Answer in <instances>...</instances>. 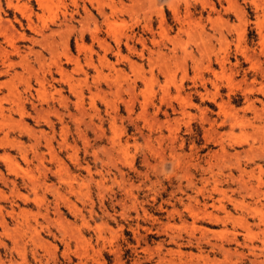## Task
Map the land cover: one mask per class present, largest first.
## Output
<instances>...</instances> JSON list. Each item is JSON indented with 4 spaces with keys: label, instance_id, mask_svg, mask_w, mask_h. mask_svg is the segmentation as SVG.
I'll return each mask as SVG.
<instances>
[{
    "label": "rangeland",
    "instance_id": "rangeland-1",
    "mask_svg": "<svg viewBox=\"0 0 264 264\" xmlns=\"http://www.w3.org/2000/svg\"><path fill=\"white\" fill-rule=\"evenodd\" d=\"M0 264H264V0H0Z\"/></svg>",
    "mask_w": 264,
    "mask_h": 264
},
{
    "label": "bare ground",
    "instance_id": "bare-ground-1",
    "mask_svg": "<svg viewBox=\"0 0 264 264\" xmlns=\"http://www.w3.org/2000/svg\"><path fill=\"white\" fill-rule=\"evenodd\" d=\"M2 22V21H1ZM7 22V21H6ZM9 24V23H8ZM16 31V30H15ZM17 33V32H16ZM13 46H15V45H13ZM13 49H14V47H13ZM14 51H17L16 49L14 50ZM11 61V60H10ZM14 64V63H13ZM11 65V64H10ZM12 68V67H11ZM5 72V71H4ZM7 73V72H6ZM78 94V93H77ZM15 98H17V97H15ZM18 101V100H17ZM16 102V101H15ZM11 104V103H10ZM34 104V103H33ZM7 107H8V105H7ZM18 108V107H17ZM48 109V108H47ZM4 110V109H3ZM21 110H22V108H21ZM25 110V109H24ZM16 111V110H15ZM5 112V111H4ZM19 113H20V111H19ZM22 114H24V113H22ZM21 119V118H20ZM12 122V121H11ZM27 123V122H26ZM24 130V129H23ZM33 132V131H32ZM65 133V132H64ZM4 134V133H3ZM63 136V135H62ZM3 137V136H2ZM6 137V136H5ZM62 143V142H61ZM62 147V146H61ZM7 154V153H6ZM34 156H35V154H34ZM11 161V160H10ZM7 162V161H6ZM8 166H10V165H8ZM44 167V166H43ZM12 170H13V168L12 167H10ZM62 169V168H61ZM66 169V168H65ZM42 173V172H41ZM66 178V177H65ZM31 185V184H30ZM12 191V190H11ZM206 191V190H205ZM10 205V204H9ZM203 216V215H202ZM211 221V220H210ZM21 241V240H20ZM204 258V257H203ZM202 258V259H203ZM2 262V261H1Z\"/></svg>",
    "mask_w": 264,
    "mask_h": 264
}]
</instances>
